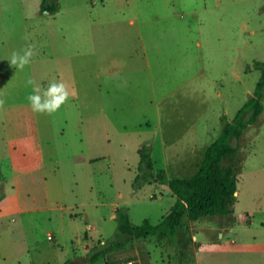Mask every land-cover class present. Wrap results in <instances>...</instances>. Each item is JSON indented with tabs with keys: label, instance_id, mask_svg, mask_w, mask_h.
<instances>
[{
	"label": "rangeland",
	"instance_id": "rangeland-1",
	"mask_svg": "<svg viewBox=\"0 0 264 264\" xmlns=\"http://www.w3.org/2000/svg\"><path fill=\"white\" fill-rule=\"evenodd\" d=\"M41 1L0 0V264H62L85 232L111 241L120 207L160 223L176 196L138 179L140 147L157 173L192 176L262 74L264 0H58L53 13ZM28 45L30 64L10 67ZM29 78L64 82L68 100L33 112ZM233 142V214L149 236L167 264H264V112Z\"/></svg>",
	"mask_w": 264,
	"mask_h": 264
},
{
	"label": "trees",
	"instance_id": "trees-1",
	"mask_svg": "<svg viewBox=\"0 0 264 264\" xmlns=\"http://www.w3.org/2000/svg\"><path fill=\"white\" fill-rule=\"evenodd\" d=\"M58 0H42L41 10L56 12ZM262 69L255 94L238 110L234 119L222 116L223 126L219 136L209 144L198 170L189 177L176 176L167 178L155 170L150 144L140 147V173L138 179L162 177V183L168 185L176 196L170 211L158 224L145 220L134 224L127 209H117L118 231L111 241L95 245L83 257L88 262L101 259L112 248L127 245L138 237L157 236L159 240L176 235L184 217L196 221L207 216L233 214V205L237 201L239 174L242 171L244 157L240 156L238 145L233 139H241L250 124L255 123L264 112V61H256ZM248 113V117H246ZM65 264H75L70 260Z\"/></svg>",
	"mask_w": 264,
	"mask_h": 264
},
{
	"label": "crops",
	"instance_id": "crops-1",
	"mask_svg": "<svg viewBox=\"0 0 264 264\" xmlns=\"http://www.w3.org/2000/svg\"><path fill=\"white\" fill-rule=\"evenodd\" d=\"M73 216V214H71ZM50 238L52 240H56L55 243H59L63 241V237L60 236V232L58 231H50ZM150 237H138L133 239L127 245L119 248H112L109 250L101 259L95 262H88L85 257L90 250H92L93 246L97 245L94 239L85 232V241L80 240L77 245L78 248L68 249L67 246L63 245V249H67L69 257L63 261L62 264L72 260L75 264H167L166 260L163 257L162 250L158 247L151 248L150 247ZM106 241L103 239L101 244H105ZM59 243L58 245H60ZM80 250H83L82 252Z\"/></svg>",
	"mask_w": 264,
	"mask_h": 264
},
{
	"label": "clouds",
	"instance_id": "clouds-1",
	"mask_svg": "<svg viewBox=\"0 0 264 264\" xmlns=\"http://www.w3.org/2000/svg\"><path fill=\"white\" fill-rule=\"evenodd\" d=\"M33 54L32 45L26 46L22 52L13 51L11 57L7 59L9 66L23 70L26 65L30 64ZM27 84L33 85L32 93L26 97L33 112L51 115L66 103L70 95L68 87L64 82L54 80L44 89L36 85L31 78L27 80ZM4 103L5 101L0 99V107Z\"/></svg>",
	"mask_w": 264,
	"mask_h": 264
}]
</instances>
